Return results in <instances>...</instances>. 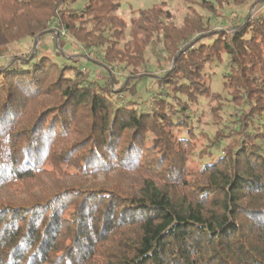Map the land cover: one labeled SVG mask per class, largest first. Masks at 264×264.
Here are the masks:
<instances>
[{"label": "trees", "instance_id": "trees-1", "mask_svg": "<svg viewBox=\"0 0 264 264\" xmlns=\"http://www.w3.org/2000/svg\"><path fill=\"white\" fill-rule=\"evenodd\" d=\"M77 1L0 0V51L63 28L82 53L0 66V192L12 194L0 199V264H264V7L211 40L200 16L178 27L165 3L128 26L116 0ZM157 43L174 60L162 75L144 69ZM79 57L104 70L106 86L83 76ZM223 57L238 138L193 181L187 113L201 96L222 107L205 69ZM145 78L160 86L147 109L114 102ZM112 173L119 180H80Z\"/></svg>", "mask_w": 264, "mask_h": 264}, {"label": "rangeland", "instance_id": "rangeland-1", "mask_svg": "<svg viewBox=\"0 0 264 264\" xmlns=\"http://www.w3.org/2000/svg\"><path fill=\"white\" fill-rule=\"evenodd\" d=\"M120 4V8L117 12L128 26L130 20L134 17L139 10L151 8L154 5L161 3L166 4V9L173 14V21L176 26H181L185 17L196 20L200 16L205 22L209 31L211 32V40L215 38L221 31L226 36H229L233 32V27L242 24L244 18L254 20L261 13L264 7V0H116ZM83 4V0H78L75 4V8H79ZM208 7L212 9L207 10ZM58 32V31H57ZM46 35L44 41L38 45H34L32 41H24L20 48L18 46L9 45L2 47L0 51V66L5 64L10 57L17 56H47L52 61L63 64L64 62L72 61L73 55H81V50L77 48V45L66 35L60 36L56 33ZM219 32V33H218ZM128 31H126L127 35ZM204 38L196 40V44L192 43L190 46H198L199 43L204 42ZM91 57V55L89 56ZM146 67L152 72V74L162 75L166 70L171 69L174 60L163 51L161 43H157L154 46H150L147 49L146 55ZM227 58L223 57V61L219 63H211L206 65L205 80L211 86L209 94L214 92L221 93V105L216 106L214 102H211L209 97H199L196 103L190 104L188 122L193 130L194 143L196 146L195 152L188 159V170L190 173L189 179L195 180L194 175L198 173L201 166L205 162L215 160L219 155L226 152V148L234 145L235 139L234 129L237 128V120H239V110L232 103L226 101L229 99L227 89L223 87L224 74L226 72ZM76 66L83 68V76L88 78L92 82H96L103 85L105 80V72L103 69L90 63L87 59L79 57V61ZM144 71H141L143 74ZM115 76L120 82L124 80L126 74L120 70H114ZM211 76V78L209 77ZM106 86V85H104ZM120 85H115L118 88ZM137 94L133 97L128 96L125 92L121 94H114L113 100L116 104H124L126 101H131L135 104H141L143 109H147L153 101V96L159 91V84L154 78H145L136 85ZM170 98V97H169ZM180 98L185 100L184 97ZM171 100V98H170ZM173 100V98H172ZM215 107V111L212 114L211 109ZM220 110H217L219 109ZM186 114V115H187ZM185 115V116H186ZM185 130V129H180ZM225 130V131H222ZM181 132V131H179ZM175 134H178V129L175 130ZM219 140L220 144L213 146V139ZM204 152L205 157L200 158L199 152ZM207 151L211 154L206 155ZM56 163V161H55ZM70 172H74L72 168H69ZM68 171V172H69ZM69 172V173H70ZM53 179V180H52ZM50 181H60L61 183L67 179H62L55 175ZM119 180L115 177V174L111 175H99L97 178L87 177L84 186L99 183L108 184L112 180ZM46 180V179H44ZM78 180V179H77ZM12 194L7 191L0 192V199H4L6 196Z\"/></svg>", "mask_w": 264, "mask_h": 264}, {"label": "built area", "instance_id": "built-area-1", "mask_svg": "<svg viewBox=\"0 0 264 264\" xmlns=\"http://www.w3.org/2000/svg\"><path fill=\"white\" fill-rule=\"evenodd\" d=\"M56 35L66 36L67 34H66V31H65L63 28H61V29L56 33Z\"/></svg>", "mask_w": 264, "mask_h": 264}]
</instances>
